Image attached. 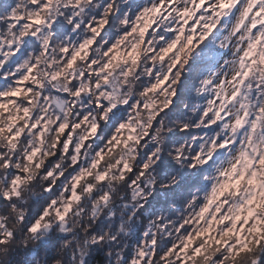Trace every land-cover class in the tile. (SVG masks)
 Segmentation results:
<instances>
[{
    "label": "snow or ice",
    "instance_id": "obj_1",
    "mask_svg": "<svg viewBox=\"0 0 264 264\" xmlns=\"http://www.w3.org/2000/svg\"><path fill=\"white\" fill-rule=\"evenodd\" d=\"M0 264H264V0H0Z\"/></svg>",
    "mask_w": 264,
    "mask_h": 264
}]
</instances>
